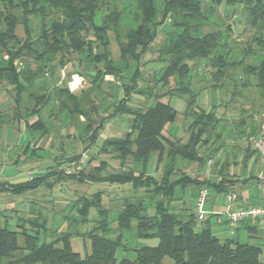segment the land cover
<instances>
[{
    "label": "trees",
    "instance_id": "obj_1",
    "mask_svg": "<svg viewBox=\"0 0 264 264\" xmlns=\"http://www.w3.org/2000/svg\"><path fill=\"white\" fill-rule=\"evenodd\" d=\"M222 5L227 12L242 8L246 22L260 32L251 42L259 49L264 48V0H0V81L13 86L17 103L26 91L35 100L31 108L22 112L17 107L16 120L24 118L29 132H39L42 137L48 133V128L40 112L55 102L56 111L65 112L71 119L84 118L85 123L76 136L84 150L100 139L107 119L125 115L130 122L122 136L106 137L99 147L100 153L118 160L120 170L107 171L108 161L104 159L87 171L76 167L68 172L63 163L78 165L83 155L73 151L71 157L62 161L56 159V164L47 172H40L32 179L0 182V193L21 195L41 186L50 189L54 181L47 179L55 175L59 181L66 178L79 183L130 184L135 191L145 188L146 197L154 196L148 204L140 197L122 198L115 225L109 221L108 210L101 205L99 191L91 197H80L77 200L79 217L86 220L92 207L100 217L94 229L83 233L90 241V251L84 255L73 250L72 233L60 232L50 240L42 238V231L47 227L40 210L34 216L17 217L16 228L7 223L0 226V264H259L258 246L220 241L209 225L198 228L194 212L181 216L170 207L178 185H206L205 181L184 173L177 179L172 175L177 158L195 163L204 160L200 148L207 146L219 123L216 106L205 109L199 105L201 89L192 83L195 67L203 64L209 68L205 73L208 87L213 90L228 85L235 89L238 68L246 79L241 85L248 86L253 78L264 98V51L257 52L251 44L239 52L233 51L228 35L230 26L221 30L219 23L212 20ZM165 22L170 23L171 30L164 33L156 51L157 61L162 66L154 82L140 86L139 81H149L139 68L141 58L151 48ZM18 26L22 27L23 36L17 34ZM110 35L119 48L117 61L111 56ZM4 52L8 54L7 60L1 58ZM248 57L254 59V63L247 62ZM15 61L26 63L25 68L17 70ZM29 62L36 64L34 70L30 69ZM82 63L84 73L79 71ZM66 65L71 67L68 76L78 73L88 80L90 85L85 91L74 93L64 84L33 96L29 87L44 68L53 70ZM131 66L132 71L126 74ZM107 75L119 82L123 96L113 100L110 111L104 114L99 112L100 106L94 100L95 97L105 100L98 90ZM158 83L160 89L156 91ZM161 88L166 89L161 91ZM133 94L141 96L145 103L153 98V103L145 108L134 107L130 104ZM172 96L185 102L182 116L189 131L185 141L166 129L179 119L169 103ZM89 99L93 104L85 106ZM32 115L38 118L29 123L27 117ZM258 129L251 128L247 137ZM219 137L215 134V139ZM30 147L29 144L27 149ZM35 149L32 148V153ZM151 159L155 161L154 173L159 174L158 179L147 173ZM91 161L90 158L87 164ZM225 181H207V186L225 190ZM152 202L154 211L149 214L147 209ZM132 229L137 237L154 238L157 243L136 247L133 260H117L116 250L122 234ZM98 230L101 232L97 233ZM19 236L22 243L18 242Z\"/></svg>",
    "mask_w": 264,
    "mask_h": 264
},
{
    "label": "rangeland",
    "instance_id": "obj_2",
    "mask_svg": "<svg viewBox=\"0 0 264 264\" xmlns=\"http://www.w3.org/2000/svg\"><path fill=\"white\" fill-rule=\"evenodd\" d=\"M156 5L157 8H159V1L156 3ZM212 20H215L219 23L221 30H225L226 25L230 26V30L228 32L229 41L230 46L233 47V51L235 53L239 52V50L242 47H245L247 44H251L253 49H255L257 52L262 53L264 51V48L259 49L256 44L251 42L252 37L254 35L260 34V32L258 33L256 27L250 26L246 22L245 13L242 11L241 7H236L232 12H227L226 7L222 5L218 8V12L214 15V17H212ZM170 27L171 26L169 22L164 23L161 29H159L157 32L155 42H153L148 52L142 56L139 68L142 71L143 77L150 82L139 81L140 86H147V84L154 82L152 81L154 77H157V72L162 64L157 61L156 51L159 47V44L163 40V36L165 35L164 33L171 30ZM18 33L21 36L23 34L22 31H18ZM110 46L112 58L117 61L119 49L117 42L112 35H110ZM246 61L254 63V59L251 57H248ZM25 65L26 63L22 62V69L25 68ZM132 66L125 72L126 74L132 71ZM29 67L31 70H34L36 64L29 62ZM208 69L209 68L203 64L196 66L194 69L195 76L192 79V83L195 87L201 89V92L198 96V102L200 106L204 107L205 109H208L212 105L217 107L216 117L219 120V123L216 127L215 133H211V138L207 146L200 148V154L204 160L201 163L182 161L181 164H178L177 167L179 169L172 175V178H177L182 173H184L191 178H196L199 181L213 182L218 177H220V175L224 176L222 173L226 174V169H228L230 173H232L231 171H238L237 165H232L234 160H238L237 154L239 155L241 151V148H239L237 144L243 145L244 142H248V137L247 133L243 136V133H239L237 129H244V122H249L250 117L253 115L259 116L263 110L262 105L260 106V104L263 102V98L260 96L257 88L255 87V81L253 78L252 81L248 82V86L243 87L241 83L246 80L245 76L238 68H236L237 85L235 89L232 88L233 86L228 85L225 88L213 90L208 87V75L205 73L209 71ZM69 70H71L70 65H66L64 68L56 67L54 68L53 73H51V70L48 68H44V77H40L37 81V84H43V87L46 88L47 91L52 90L55 85H63L64 82L68 80L66 73ZM84 70V63H82V65L79 67V71L84 73ZM75 79L77 81V77ZM69 80L71 82L72 77L69 78ZM119 85V82L113 80L111 76L105 77V81L102 83L101 89L98 90V94L104 96L105 100L103 101L96 97L94 100L95 102H98L100 106L99 112L105 114L107 111H110V105L113 99L121 96V88ZM72 87L74 88L73 83ZM87 87V81L82 82V87H79L78 92L82 89V91H85ZM34 88L36 89L35 86ZM158 89H160L159 83L156 84L154 90L157 91ZM161 89V91H163L166 88ZM37 91L38 89L36 92ZM233 91L238 93L235 94ZM15 93V89L12 86H10L5 81H0V119L2 120L0 121V181L26 180L29 176L38 175L40 172L45 173L50 167L56 164V159L59 161L67 159L71 157L73 151L74 153L75 151L81 152L83 155L78 165L71 163L68 164L67 162L63 163V167H65L68 172L72 171V169L76 167H82L87 171L90 167L97 165L101 159L107 158L109 161L108 167L106 169L107 171L120 170L117 161L114 159L111 160L106 154L100 153L99 147L101 145V140L105 137H118L123 135V132L127 130L128 126L130 125V122L127 121V119L129 120L128 116H121V118L120 116H116L107 119L104 122L105 124L101 132L100 140H98L97 143L91 146L88 150H84L81 148V145L83 146V144H79V141L76 138L80 130L77 129V131H75L74 127L76 125H74L73 119L65 125V116L61 117V119L57 117L53 119V116H51L49 120L52 122V124L51 122L49 125L46 124L51 130H49L48 134L43 138L39 139L36 135L33 137L28 136L27 132L22 127V122L19 123L15 119H13V121L11 120L13 117V108L16 105L14 99ZM90 95H93V92L92 94L90 93ZM175 97H171V105L176 110H179L180 114L183 115L182 112L183 108L185 107V102L183 99L177 96ZM27 98L28 97L22 94L23 104L31 106L33 103L30 101V99H28L29 101H25ZM91 103L92 102L89 99V101H86L84 105L89 106ZM152 103L153 98L145 103L141 96L135 94L132 95L130 101L132 106H141L143 108ZM46 112L47 111L43 112V118L45 120L48 119ZM179 112V121L175 126L168 127L167 131L173 134L175 133L176 137L180 138L182 141H185L188 137L189 131L187 129V122L183 116L179 114ZM78 123H81L80 119L77 121V124ZM59 125L60 128H58ZM61 126L66 128L61 129ZM246 127L249 129L250 123ZM57 129H61V133L68 136H59V131ZM69 130L70 132L75 131L74 133L76 136L71 137L72 134L68 133ZM215 134H219L220 137L215 139ZM28 142L32 146L29 149V153H32V148L35 147L36 149L33 151V154L36 155L22 153L24 145ZM90 158L92 161L87 164V161ZM16 161L18 162L16 163ZM152 164L153 162L151 159L147 163V172L151 169L154 170L155 166ZM156 177L158 179L159 174ZM47 180L48 182L54 181V185L50 189L48 187L41 186L35 191L26 192L21 195H15L9 192L0 193V226H2L4 223H7L9 227L16 228L17 217L27 218L31 215L34 216L37 211L40 210L43 217H45L47 227L45 231L41 230L44 233L42 238L45 240H50L55 239L57 234L60 232L72 233L70 238L72 248L81 255H84L86 252L89 253L90 251V241L85 235H83V233L94 229L97 226V220H99L100 217L97 214L96 209L92 207L88 212L86 220L80 218L78 211L80 203L77 202L80 197H91L92 194L99 191L101 193V205L108 210L109 221L113 225L116 224L114 219L116 216V211L120 209L119 204H121L122 198L128 197L135 199L140 197L143 199V201L145 198H154V196H151L150 198L146 197L143 192H140V190L135 191L130 184L120 185L116 183H94L88 181L79 183L66 178H63L59 181L56 180L55 175L49 177ZM196 187L197 186L194 184H187L183 187L175 189L174 196L179 198L180 204H178V200H174L175 202L173 205L178 208L177 213L179 215L186 216V214H192L194 212L193 203L197 192ZM202 187L208 190L206 208L216 209L217 206L221 204V198L223 197V194L216 191L215 189H209L207 185H203ZM159 199H161V197ZM151 205L153 207L154 202H152ZM179 207L182 209L180 210ZM205 225H209L211 229L214 230V232H217L214 234L220 240L234 237V235L230 234V227L227 224L226 227L227 229L229 228L228 230H226V228L216 229L214 216L212 215H209L208 223L206 220L202 221L198 228L200 229ZM28 226L29 225H27V227ZM100 232V230L97 231V233ZM248 238L249 237H247L245 233V235L242 234L239 236L238 241L259 244L257 241ZM18 242H23L21 236L18 237ZM156 243L157 239L154 238L137 237L133 229L124 231L121 238V244L116 250V258L117 260H121L123 258L133 260L136 257V247L142 245H154ZM260 244L262 243L260 242ZM165 260L168 261L169 259L165 258Z\"/></svg>",
    "mask_w": 264,
    "mask_h": 264
},
{
    "label": "crops",
    "instance_id": "obj_3",
    "mask_svg": "<svg viewBox=\"0 0 264 264\" xmlns=\"http://www.w3.org/2000/svg\"><path fill=\"white\" fill-rule=\"evenodd\" d=\"M20 28V29H19ZM18 31H22L23 32V29H22V27L21 26H18L17 27V34L19 35V33H18ZM19 36H21V35H19ZM22 36H23V34H22ZM109 47H111V46H109ZM119 49V48H118ZM110 51H111V48H110ZM111 56H112V51H111ZM118 59H119V56H118ZM117 59V60H118ZM114 61H116L115 59H113ZM19 62V61H18ZM66 67V66H65ZM60 68H64V67H60ZM49 70H51V69H49ZM54 70V69H53ZM53 70H51V73H53ZM44 73V72H43ZM43 73H41V74H39L33 81H32V84H31V87H29V90L31 91V92H33V96H37V95H41L42 93H44V92H48L47 91V89L46 88H44L43 87V84H37V81L39 80V78L41 77V78H43L44 76V74ZM66 75H67V73H66ZM108 76V75H107ZM67 77H68V80H66L65 82H64V84H65V86H67L68 88H69V90L71 91V92H74V93H80L82 90H80L79 92H78V89H79V87H82V82H84V81H87V83H88V87H89V82H88V80L86 79V78H84V77H82L80 74H78V73H72L71 75H67ZM72 77V80H71V82H70V80H69V78H71ZM77 77V81H76V78ZM106 77V76H105ZM105 77H104V81H105ZM42 80V79H41ZM103 81V82H104ZM102 82V83H103ZM72 83L74 84V88L72 87ZM63 84V85H64ZM102 85V84H101ZM10 86H12V85H10ZM34 86L36 87V89L34 88ZM57 85H55L54 87H56ZM58 86H60V85H58ZM13 87V86H12ZM87 87V88H88ZM31 88H32V90H31ZM38 89V91L36 92V90ZM100 89H101V86H100ZM35 90V91H34ZM85 90V89H84ZM121 90V96H119V97H116V98H114L113 100H116V99H119V98H121L122 96H123V91H122V89H120ZM49 91H52V90H49ZM22 94H24L26 97H28L27 99H25V101H27L28 99H30V101H32V103L34 104L35 103V100H34V98L33 97H31V96H29V92L28 91H26V92H24V93H22ZM22 94H21V100H20V103H17L16 102V100H15V102H16V105H15V107L13 108L14 109V111H13V117L11 118V120L13 121V119H15L14 118V112H15V110L17 109V107L19 108V110H21V112L24 110V109H26V108H31L32 106H33V104H31V106L30 105H24L23 104V100H22ZM100 96V95H99ZM172 97H175V96H172ZM176 98V97H175ZM180 98V97H179ZM14 99H16V93H15V98ZM182 99V98H181ZM29 101V100H28ZM184 101V100H183ZM263 102H264V98H263ZM263 102H262V104H260V106L262 105V107H263V110H262V112L260 113V115L259 116H256V115H253V116H251L250 117V120H249V122H244V125H243V127H244V129H237L238 130V132L239 133H243V136L244 135H246V133H247V131L248 130H250L251 128H253L254 126L256 127V128H261V127H264V105H263ZM169 103L171 104V97L169 98ZM22 104V105H21ZM55 106H56V103L55 102H53V103H51L50 104V106L46 109V108H43L42 110H41V112H40V114H41V117H42V119H43V121H44V124L46 125V124H50V120H49V118L51 117V116H53V119H55L56 117L57 118H59V119H61V117H63V116H65L64 117V121H65V125L67 124V123H69V121H71L72 119L71 118H69V116L67 117V115H65V112H62V113H60L59 111H56V108H55ZM185 108V107H184ZM184 108H183V111H184ZM55 109V110H54ZM209 109V108H208ZM44 111H47L46 113H47V117H48V119L47 120H45L44 118H43V112ZM177 111V113L179 112V110H176ZM182 112V111H181ZM0 113H1V111H0ZM183 113V112H182ZM45 114V113H44ZM57 114V115H56ZM179 114H180V112H179ZM62 115V116H61ZM181 115V114H180ZM125 116V115H124ZM182 116V115H181ZM180 116V117H181ZM37 118H38V115H32L31 117H27V120L29 121V123H33L34 121H36L37 120ZM120 118H121V116H120ZM259 118V119H258ZM79 119H80V122L81 123H78L77 124V121H79ZM180 119V118H179ZM179 119H178V121H179ZM16 120V119H15ZM74 120V125H76L77 126V128H76V126L74 127L75 128V131H77V129L78 130H81V128H82V126H83V124L85 123L84 122V118L82 117V116H80L79 118H74L73 119ZM25 119L24 118H22L21 120H17V122H22V127L24 128V130L27 132V134H28V136H31V137H33V136H37L39 139L40 138H43L44 136H46V135H44V136H42V137H40V133L39 132H37V133H33V134H31L30 132H29V130L26 128V126H25ZM54 121V120H53ZM127 121L129 122V120L127 119ZM177 121V122H178ZM47 122H49V123H47ZM177 122L176 123H174V124H171V125H168L167 126V128L168 127H170V126H175L176 124H177ZM250 123V127H249V129H248V127H246L248 124ZM51 124H52V122H51ZM59 124V123H58ZM57 124V125H58ZM80 124V125H79ZM128 125H129V123H128ZM240 126V125H239ZM46 127L48 128V126L46 125ZM58 128H60V125H59V127ZM65 129L66 127H64V126H61V129ZM166 128V129H167ZM247 128V129H246ZM61 129H57L58 131H59V133H58V135L59 136H67L66 134L65 135H63L62 133H61ZM129 129V126H128V128H127V130ZM49 130H51L50 129V127L48 128V131ZM127 130H125V131H127ZM75 131H73V132H70V130L68 131V133L69 134H72L73 136H71V137H75L74 136V132ZM124 131V132H125ZM80 132V131H79ZM123 132V133H124ZM175 134V133H174ZM176 135V134H175ZM112 137H117V136H112ZM119 137V136H118ZM106 138V137H105ZM100 140V139H99ZM103 140V139H102ZM101 140V141H102ZM246 140V139H245ZM28 145H29V142L28 143H26L25 145H24V148H23V151H22V153L23 154H28V155H36V154H33V153H29V150L27 149V147H28ZM237 146H239V148H241V151H240V154L238 155L237 154V159L238 160H236L237 161V163H236V161L234 162H232V165H237V167H238V171H236V172H233V171H231L232 173H230L229 172V170L228 169H226V174H228V175H226L225 173H222V175H224V176H221L220 175V177H218L215 181L216 182H219L220 180H226L225 181V183H224V185H225V187H226V189L225 190H216V191H218V192H221L222 194H223V197L221 198V204L219 205V206H217V208L216 209H213V208H210V209H207L208 210V214H207V217H206V221H207V223H208V217H209V215H212V216H214V222H215V228L216 229H218V228H226V230H228L227 229V227H226V223H225V220L224 219H222L221 221H219L220 219H218V214L219 213H221L222 211H223V209H224V194L226 193V192H228V191H234V192H236L237 193V195H238V200H237V204L238 205H241V206H249V205H257V204H264V181H260L258 178H257V175H258V173L259 172H261V171H264V160H263V158H261L260 156H258L254 151H253V149H252V147L251 146H249V144H248V142L246 141V142H244V144L243 145H239V144H237ZM31 148V147H30ZM108 157V156H107ZM101 160H104V159H101ZM106 161H108V158L107 159H105ZM112 160V159H111ZM115 160V159H114ZM115 161H117V164H118V167L120 168L121 166L119 165V162H118V160H115ZM182 161H186V160H183V159H180V158H177L176 159V165H175V173L178 171V164H181V162ZM18 161H16V163H17ZM109 162V161H108ZM152 162H153V164L152 165H154L155 166V161L152 159ZM225 163H228V162H225ZM225 163H223V164H225ZM235 167V166H234ZM228 170V171H227ZM148 174H150V175H158L157 173H155L154 174V170H149L148 172H147ZM183 174V173H182ZM181 174V175H182ZM180 175V176H181ZM226 175V176H225ZM179 176V177H180ZM179 177H177V178H179ZM176 177L174 178V179H177ZM5 180H3V181H0V182H4ZM19 181H22V180H16V181H6V182H19ZM207 181H206V185H207ZM189 184H193V183H189ZM194 185H196V184H194ZM197 187H196V191L198 192V190L203 186V184H200V185H196ZM179 187H181V186H177L176 188H179ZM210 189V188H209ZM138 190H140V192H143L144 193V195L146 196V193H145V188H143V187H140ZM208 191V190H207ZM197 192H196V194H197ZM4 193H6V192H4ZM10 193V192H9ZM196 197V196H195ZM149 201V199H147V198H145V200H144V202L145 203H147L148 201ZM177 201L178 200V204H180V200H179V198H177V196H174V198L171 200V202H170V207H171V209L174 211V212H177V207H175V205H173L174 204V202L175 201ZM147 201V202H146ZM194 204V203H193ZM180 208V207H179ZM182 208H180V210H181ZM213 209V210H212ZM148 212L151 214V213H153V209H152V206L151 205H149V207H148ZM185 210H187V209H185ZM212 230V229H211ZM212 232H213V234L214 233H217V232H214V230H212ZM245 233H246V235H247V237H249L248 239H252V240H255V241H257L259 244H254V243H250V242H240V241H238L239 239V236H241L242 234L243 235H245ZM230 234H232V235H234V237H232V238H224L223 240H220L215 234V236L220 240V241H232V242H238V243H248V244H252V245H255V246H258L259 248H260V254H259V264H264V222H258V223H250V222H248V221H243V222H240V223H238V225L234 228V229H231L230 228ZM260 242L262 243V244H260Z\"/></svg>",
    "mask_w": 264,
    "mask_h": 264
},
{
    "label": "built area",
    "instance_id": "obj_4",
    "mask_svg": "<svg viewBox=\"0 0 264 264\" xmlns=\"http://www.w3.org/2000/svg\"><path fill=\"white\" fill-rule=\"evenodd\" d=\"M1 58L8 59L7 53H2ZM17 70L22 69V63L15 61ZM20 67V68H19ZM248 142L256 151L257 155L264 160V127L259 128L254 134L248 137ZM29 176L28 179H32ZM257 178L264 181V171L258 173ZM208 191L205 188H200L194 200V215L196 217V224H199L207 217L208 210L206 209V198ZM238 195L234 191L225 193L224 209L218 214V219L225 220V223L234 229L238 223L248 221L250 223L264 222V204L241 206L237 204Z\"/></svg>",
    "mask_w": 264,
    "mask_h": 264
}]
</instances>
